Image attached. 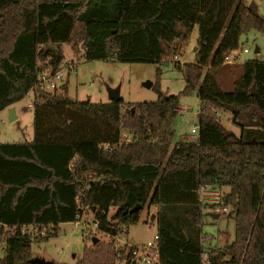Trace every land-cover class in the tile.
<instances>
[{
	"label": "trees",
	"instance_id": "obj_1",
	"mask_svg": "<svg viewBox=\"0 0 264 264\" xmlns=\"http://www.w3.org/2000/svg\"><path fill=\"white\" fill-rule=\"evenodd\" d=\"M115 1L109 17L104 0H0V112L33 96L32 141L0 144V264H30L31 245L57 237L58 226L77 222L84 209H93L98 232L118 237L152 207L160 264H203V254L205 264H264V62H244L229 93L215 78L240 36L264 21L243 0ZM194 27V63L175 67L185 80L181 94L195 91L200 103L194 142L171 147L179 96L163 94L157 82L156 102L135 104L134 113L121 111V99L79 103L66 85L52 93L37 87L42 72L59 69L63 45L88 61L160 65ZM226 108L234 125L246 120L238 136L218 121ZM122 132L130 143H119ZM204 186L228 189L219 206L234 223L233 241L206 253ZM180 208L179 222L172 215ZM76 264H114V252L98 243Z\"/></svg>",
	"mask_w": 264,
	"mask_h": 264
},
{
	"label": "rangeland",
	"instance_id": "obj_2",
	"mask_svg": "<svg viewBox=\"0 0 264 264\" xmlns=\"http://www.w3.org/2000/svg\"><path fill=\"white\" fill-rule=\"evenodd\" d=\"M248 6L253 4L256 7L257 19L264 21V0H243ZM115 0H104L103 6L108 11L107 16L113 17ZM198 37L197 28L194 27L185 46L174 44V51L171 59L160 65H148L140 63H120L117 61L85 60L83 52L75 55L69 45L62 46L63 65L62 81L59 87L65 86L67 98L74 102H90L92 104L109 103L107 89L119 90V98L123 101L122 112L134 111L133 105L141 103H153L157 100L155 91L145 88L144 84L149 83L155 86L158 83L159 89L168 96H179L178 113L173 118L171 128L173 132L171 147L177 143L194 142L197 135L191 134L193 128H198L197 114L200 103L195 91L187 95L181 94L185 87V80L182 73L175 67H182L185 64H193L195 60L194 49ZM255 49L258 53H255ZM243 50L247 53L244 54ZM237 60L233 65H223L215 71L217 84L223 92L233 91V83L241 75V67L246 61L264 62V23L262 29L250 28L246 34L239 38V45L235 51ZM73 65V70L66 69ZM157 68L161 74L157 76ZM33 96L28 93L21 101L0 112V144H19L31 142L33 139ZM13 112L15 120L9 121V113ZM134 113V112H133ZM220 125L228 132L235 135L240 132L239 124L246 120L232 122V109L226 108L217 113ZM131 138L126 132L121 137ZM219 195L228 193L227 188H213ZM206 207V208H204ZM202 206L201 235L203 238L202 247L204 253L210 248H221L229 245L234 239V223L226 216L230 209L218 219H212L208 206ZM171 212V211H168ZM113 211L110 212L112 214ZM217 215V214H215ZM157 208H144L140 212L137 224L128 228L127 233L118 237H109L95 231L92 224V213L87 209L82 210L79 223L61 224L58 226V235L46 242L33 243L31 245V258L41 259L54 264H76L81 260L86 248H91V239H96L100 244H109L113 247L116 240L129 241L134 245H143L153 242L157 235ZM219 216V215H218ZM183 218V211L178 209L172 219L179 222ZM36 229H29L34 234ZM51 231V230H49ZM117 238V239H114ZM97 243V244H98ZM132 244V245H133ZM2 244L0 245V247ZM1 249V248H0ZM2 252L0 251V259ZM203 264L206 255L203 254Z\"/></svg>",
	"mask_w": 264,
	"mask_h": 264
},
{
	"label": "built area",
	"instance_id": "obj_3",
	"mask_svg": "<svg viewBox=\"0 0 264 264\" xmlns=\"http://www.w3.org/2000/svg\"><path fill=\"white\" fill-rule=\"evenodd\" d=\"M243 53L246 54L247 51L243 50ZM236 60L237 56L235 55V52H233L224 60L223 65H233ZM64 68V65L62 68L60 65L59 69L52 74L49 72H42L37 77V87L42 91L48 93H52L58 90L60 88L59 85L62 81L61 71ZM66 69H68V71L73 70V65L67 67ZM28 108H33V104L29 105ZM197 133L198 129L193 128L191 130V134L197 135ZM125 138L127 139V137L125 136L121 137L119 143H130ZM111 148L112 147L106 145L102 146V149L104 151H108ZM212 189L213 188L204 186L198 191V197L201 207L212 206L213 209H209L212 214H225L227 212V208L219 206L220 198L222 195H219ZM79 219L75 223H79ZM92 224L95 227V231H97V224ZM42 234H44V232H41V235ZM112 250L114 252V264H160L156 236L154 237L153 242H149L143 245H131L129 243H126L125 241L120 242V240H116L112 247Z\"/></svg>",
	"mask_w": 264,
	"mask_h": 264
},
{
	"label": "water",
	"instance_id": "obj_4",
	"mask_svg": "<svg viewBox=\"0 0 264 264\" xmlns=\"http://www.w3.org/2000/svg\"><path fill=\"white\" fill-rule=\"evenodd\" d=\"M247 10L250 12V14L253 17H257L256 7L253 4L248 5L247 6ZM195 50H196V48L194 49V51ZM255 53H258V50L257 49H255ZM144 86H145V88L150 89L152 85L149 84V83H146V84H144ZM118 93H119V90L118 89H115V90L107 89V95H108L109 102L120 100ZM131 113H133V110L131 111ZM14 120H15V117L13 116V112L11 111L9 113V121L12 122ZM141 209H142L141 206H136V207L132 208L131 210L127 211V213L129 215H131V214H134V213L140 211ZM92 211H93V209L91 210V213H92ZM210 217L212 219H218L219 216L218 215H215V214H210ZM97 242L98 241L96 239H93L92 240V244L93 245L97 244ZM30 264H54V263H52V262H46V261L41 260V259H32L30 261Z\"/></svg>",
	"mask_w": 264,
	"mask_h": 264
},
{
	"label": "crops",
	"instance_id": "obj_5",
	"mask_svg": "<svg viewBox=\"0 0 264 264\" xmlns=\"http://www.w3.org/2000/svg\"><path fill=\"white\" fill-rule=\"evenodd\" d=\"M239 135V132H238V134L236 135V136H238ZM126 243H129V244H133L132 242H129V241H125ZM134 245V244H133Z\"/></svg>",
	"mask_w": 264,
	"mask_h": 264
}]
</instances>
